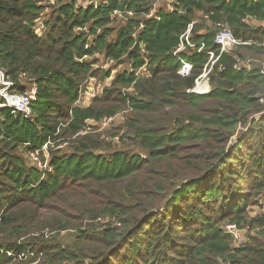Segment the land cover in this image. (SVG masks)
I'll use <instances>...</instances> for the list:
<instances>
[{
	"label": "trees",
	"instance_id": "trees-1",
	"mask_svg": "<svg viewBox=\"0 0 264 264\" xmlns=\"http://www.w3.org/2000/svg\"><path fill=\"white\" fill-rule=\"evenodd\" d=\"M87 1L0 0V66L12 92L37 86L30 118L0 110V264L29 251L37 264H264V0H178L160 20L145 16L155 0ZM193 21L205 51L225 24L250 42L222 55L207 94L189 90L209 54L180 53L187 77L174 56ZM49 140L61 147L44 175L24 154Z\"/></svg>",
	"mask_w": 264,
	"mask_h": 264
},
{
	"label": "built area",
	"instance_id": "built-area-1",
	"mask_svg": "<svg viewBox=\"0 0 264 264\" xmlns=\"http://www.w3.org/2000/svg\"><path fill=\"white\" fill-rule=\"evenodd\" d=\"M54 2V0H52ZM84 8H89L91 6H95L96 8L99 6L98 0H91L87 1L85 4H83ZM179 2L178 0H155L153 6L150 8L147 14L145 16L147 18H153L156 20L161 19V13L165 14H172L175 13L178 10ZM45 12L42 14L44 15ZM116 17L118 18H123L125 20H134V12L131 10H121V9H115L112 12V19H115ZM39 22H41V19H39ZM264 22V20H263ZM195 21L189 23L186 31L181 35L179 44L177 45L175 51H174V56H176L180 61H181V68L179 70V73L187 77L191 74L193 70V63L182 58L180 56V53L183 52L186 47H198V52L200 54H209V61L206 64L205 68L203 69L202 73L199 75V77L196 79L195 86L189 90L190 93H198V94H207L210 92L211 87L209 83V75L211 71L213 70L215 64L221 59L222 55L224 53H231L234 48L237 45H245L249 44L250 42H244L238 40L231 28L228 25H222L220 30L217 32L216 37H215V43L216 45L219 46V52L216 53L215 51H205V43L199 42V43H194L190 40V35L192 32V29L194 27ZM145 27V21H138V28L134 30L132 33V36L136 39L137 38V33L138 30L142 29ZM45 29L43 26V23H40V28H37L38 32H42ZM78 31L80 30H85L86 32H89V30L85 28H77ZM138 44V41L135 42V45ZM92 45V35H89L85 48L88 49ZM139 46L141 47L142 50L145 51V44L144 43H139ZM84 58H87L85 56ZM83 58V59H84ZM81 59V60H83ZM109 65L108 62H105L103 64H97V68L99 69H105ZM247 67L249 68V64H247ZM143 69V74L146 73L147 68L146 65L142 67ZM263 72H264V64H263ZM92 80V79H91ZM15 87V82L7 76L6 72L4 69L1 68L0 66V97L2 100H0V110L3 109H9L12 114H19L23 116L24 118H30L32 116V103L33 101L36 100L37 98V86L33 85L31 90L28 93L21 94V93H15L12 92V90ZM89 98V93L86 91L83 98L79 99L75 105H81L85 102L86 99ZM74 105V106H75ZM115 119L114 117H107L104 119L103 125L106 126L110 122H112ZM90 122H95L93 119H90L87 121V123ZM89 126L92 125V123L88 124ZM90 130V127H88ZM88 129L83 131V133H87ZM54 147V142L53 141H48L46 142L42 147L39 149H32L27 151L26 156L29 155L31 159L37 164L40 170H42L45 173L48 170H52V166L49 163V157H46V152L49 151ZM61 146L55 147L59 148ZM264 213V208L261 210ZM227 230L231 233L234 234L237 241L242 242L243 239L239 235V230L237 229L235 224H227L226 225ZM8 254L12 257H16V254L13 252H8ZM21 255V254H20ZM23 256H25L23 254Z\"/></svg>",
	"mask_w": 264,
	"mask_h": 264
},
{
	"label": "rangeland",
	"instance_id": "rangeland-1",
	"mask_svg": "<svg viewBox=\"0 0 264 264\" xmlns=\"http://www.w3.org/2000/svg\"><path fill=\"white\" fill-rule=\"evenodd\" d=\"M52 4V3H51ZM48 11V10H47ZM40 23L41 22H39V25H38V27L40 28ZM105 63V62H104ZM101 64H103V63H101ZM110 65V64H109ZM109 65L107 66V68L109 67ZM106 69V68H105ZM114 73V72H113ZM114 78V75H112L111 77H108L104 82H99L97 79H92V80H89V84H88V86H87V89H86V91L89 93V98L88 99H86L85 100V102L82 104V105H85V106H87V105H90L91 104V102L93 101V99L95 98V97H97V96H101L102 94H103V91H104V88H105V86H107V85H110V82L112 81V79ZM263 114L264 113H262V114H258V115H256L254 118L255 119H259V118H261V117H263ZM116 117H118L117 118V121L118 120H121V119H123L124 118V116H123V113H121V114H118ZM104 121V119L100 122V123H98V124H100L101 125V129H103L104 127H107L108 125H106V126H104L103 125V123L105 122H103ZM89 123H92L93 125H96V123L97 122H90L89 121ZM89 123H87V125L89 124ZM87 131H90L89 130V128L87 127ZM245 130H248V127L245 129ZM66 144H63L62 146H65ZM57 148H52V149H50L49 151H47L46 152V157H49V161H50V156H51V152L53 151V150H56ZM24 157L26 158V160H27V162H28V164L31 166V165H33V166H35V167H37V168H39L38 166H37V164L31 159V157L29 156V155H27V156H25V154H24ZM257 209V208H256ZM23 254L25 255V256H23ZM34 256H37V254H35L34 252H25V253H21V255H16V257H13L14 259H19L20 261H22V262H28L27 264H37L38 263V260L37 261H32V260H30L32 257H34Z\"/></svg>",
	"mask_w": 264,
	"mask_h": 264
},
{
	"label": "crops",
	"instance_id": "crops-1",
	"mask_svg": "<svg viewBox=\"0 0 264 264\" xmlns=\"http://www.w3.org/2000/svg\"><path fill=\"white\" fill-rule=\"evenodd\" d=\"M264 115V114H263Z\"/></svg>",
	"mask_w": 264,
	"mask_h": 264
}]
</instances>
